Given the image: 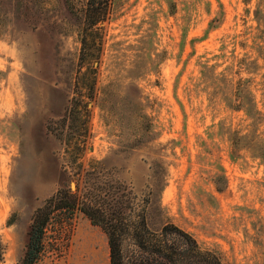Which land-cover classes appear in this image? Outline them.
I'll use <instances>...</instances> for the list:
<instances>
[{"label":"rangeland","instance_id":"obj_1","mask_svg":"<svg viewBox=\"0 0 264 264\" xmlns=\"http://www.w3.org/2000/svg\"><path fill=\"white\" fill-rule=\"evenodd\" d=\"M92 182L264 264V0H0V264ZM35 264H109L107 236L57 210Z\"/></svg>","mask_w":264,"mask_h":264},{"label":"trees","instance_id":"obj_2","mask_svg":"<svg viewBox=\"0 0 264 264\" xmlns=\"http://www.w3.org/2000/svg\"><path fill=\"white\" fill-rule=\"evenodd\" d=\"M235 150L232 146V156ZM113 187L108 190L92 182L79 196L63 190L47 199L33 215L24 253L15 264H35L46 226L57 210H80L103 229L109 264H222L216 253L201 249L191 234L177 225L151 226L146 210L137 209L131 189L121 182ZM2 255L0 240V262Z\"/></svg>","mask_w":264,"mask_h":264},{"label":"water","instance_id":"obj_3","mask_svg":"<svg viewBox=\"0 0 264 264\" xmlns=\"http://www.w3.org/2000/svg\"><path fill=\"white\" fill-rule=\"evenodd\" d=\"M72 187H73V183H72V185H71Z\"/></svg>","mask_w":264,"mask_h":264}]
</instances>
